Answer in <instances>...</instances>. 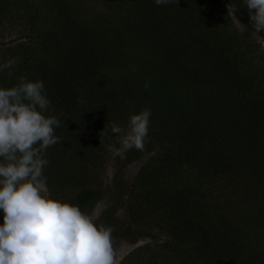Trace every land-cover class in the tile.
I'll return each mask as SVG.
<instances>
[{
    "label": "trees",
    "instance_id": "obj_1",
    "mask_svg": "<svg viewBox=\"0 0 264 264\" xmlns=\"http://www.w3.org/2000/svg\"><path fill=\"white\" fill-rule=\"evenodd\" d=\"M23 1L0 0V27L22 18L21 36L0 43V65L16 61L0 71V88L17 85L21 77L44 84L51 105L45 115L52 112L61 123L54 129L60 142L44 154L49 163L43 175L51 197L67 191L79 206L90 207L101 198L85 176L88 154L94 150L91 142L99 133L86 96L109 89L124 97L129 92L142 106L132 114L149 109L156 122L157 111L161 126L171 128L157 157L164 169L149 172L144 163L127 190L130 220L159 215L162 221L154 226L168 235L165 243H196L204 264H264V90L244 83L235 61H221L233 58L227 48L203 33L200 18L208 21V12L215 11L211 1L173 0L158 6L154 0H100L103 7L96 19L81 17L65 0H54L43 11ZM227 2L237 8V17H249L244 0ZM219 6L230 24L228 12ZM111 18L122 20L118 31ZM215 28L217 35L229 32L221 23ZM7 37L0 32V38ZM232 38L239 43L235 34ZM131 44L134 54L121 59ZM143 51L148 56H141ZM236 85H241L236 96L244 101L228 93ZM214 96H232L220 119L223 124L213 122ZM109 108V116L121 109ZM101 120L105 124L110 118ZM0 215L2 225L3 210ZM124 232L135 235L128 228ZM151 245L135 247L120 264Z\"/></svg>",
    "mask_w": 264,
    "mask_h": 264
},
{
    "label": "clouds",
    "instance_id": "obj_2",
    "mask_svg": "<svg viewBox=\"0 0 264 264\" xmlns=\"http://www.w3.org/2000/svg\"><path fill=\"white\" fill-rule=\"evenodd\" d=\"M154 2L159 6L173 0ZM244 3L259 34L264 31V0ZM227 7L235 16L234 4ZM15 63L5 62L0 71ZM50 107L42 81L21 77L17 85L0 88V264H117L112 227L97 225V218L78 206L50 198L44 154L60 142L54 133L59 119L45 115ZM150 116L144 109L130 114L125 128L110 126L112 133L120 134L124 152L144 150Z\"/></svg>",
    "mask_w": 264,
    "mask_h": 264
},
{
    "label": "rangeland",
    "instance_id": "obj_3",
    "mask_svg": "<svg viewBox=\"0 0 264 264\" xmlns=\"http://www.w3.org/2000/svg\"><path fill=\"white\" fill-rule=\"evenodd\" d=\"M26 1L27 0H24L23 3L25 4ZM29 1L34 2L35 9H40L41 11H43L48 4L54 2V0ZM200 1L202 4L205 3L204 1H211L212 7L215 8L213 13L208 12L212 15V18H209L211 17L210 15L208 16V21L204 19V15L200 18L203 20V33L212 37V43L217 44V46L227 48L230 58H234L231 60L229 58L221 57V61H224V64L235 61L238 67V73L241 74L242 79L245 81L244 83H248L250 86L255 84L258 87L257 89L261 88L264 90V31H261L259 34L255 33L252 29V22L249 17L242 16V18H239L235 13V16L229 13L227 6L230 4L227 0ZM64 3L69 4L70 6H76V11L81 17L95 19L96 13L98 14L100 12L99 9H102L103 7L100 0H65ZM218 3L221 4L224 10L228 12L231 21L230 24L227 23V18H224V14L220 10ZM102 11L106 12L107 10ZM108 13L109 11H107V14ZM21 19L22 18H16L15 22H5L2 27H0V32H3L6 36L11 37L0 38V43H4L9 39H17V37L21 36ZM111 19L115 25L113 30L115 29V31H118L119 26L122 24V20L115 18ZM220 23L225 25V27H228L227 29L229 32L225 31L226 34L222 33L217 35L218 30L215 27ZM244 32L247 38L243 40ZM234 34L237 36L239 43L236 42V44H233L232 36H234ZM127 35L128 31L125 36L126 39ZM228 35L230 36L229 38H227ZM254 40L256 44H251L250 42ZM124 50L125 52L121 55V59L126 58L127 55L129 56L130 53L135 50V47L131 44L130 47H126ZM140 55L146 57L148 56V52L143 51ZM60 61V63H63V60ZM147 85H150V80H148ZM241 85H236L234 89L231 88L228 93L236 100L244 101L236 96L240 91ZM120 94L121 93L117 90L109 89L103 95L86 96L85 101L88 103V108L91 109L90 113L92 111L95 112V114L91 115L96 116L97 128H95L96 132H99L94 136L95 138H98V140L91 142L94 143V150L90 149V155L88 154L87 158H90V164L88 165L89 168L85 173V176L89 181L92 180L90 184L93 185L92 187H96L98 189L97 191L101 198L94 204L93 207L79 206L74 200V194L69 195L67 191L64 195L59 194V198H53L49 193L50 198L78 206L85 214L96 217V224L112 227V236L115 242L114 247L117 251V264H120V262L127 255H129L135 247L142 246L147 242L153 243L147 252H145V250L138 251L136 255L129 256L124 264H204L202 260L203 255L199 254L197 249H195L196 243L188 242V240L172 244L165 243V241L169 240L168 235L161 232L157 226H154L155 223L162 221V219H159V215L153 216L152 214H147L144 217H137L136 223L130 220L128 216V212L125 208L126 201L128 200L127 190L132 185L140 167L144 163L148 162L149 172H154L156 169H164V162L160 161V159L157 160V157L159 156L158 152L161 151V144H167V140L170 136L169 129L171 128L170 125L161 126L160 121L156 116L158 113L156 111V122L154 121L153 116L150 118L149 130L145 140L144 150L138 151L136 149H132L124 152L119 143L120 134L112 133L110 126L112 124H116L117 126L125 128L129 115L132 114V111L139 109L142 106L134 103L135 96L131 97L129 92L125 93V97ZM207 96L208 100L212 97L209 94H207ZM232 96L227 100H223V98H219L217 96L213 97V102H210L215 105L214 107L216 109L214 112L215 115L213 117V122L223 124V121L220 119L226 114L224 108L228 107V102L231 101ZM181 99L185 101V96ZM215 100L220 101L215 102ZM109 106L115 108L121 107V109L118 111L116 110L109 116ZM220 106L221 108H219ZM123 109H126V113L122 116L121 110ZM51 113L52 112L47 115H51ZM106 117H109L110 120L104 124L101 119H105ZM104 128L105 131L102 133ZM162 137L163 139H161ZM150 138H154L155 143L151 142ZM156 140L158 141L156 142ZM109 146L115 150H110ZM152 155H154V159H150ZM250 205L252 206V204ZM1 216L2 215H0V218ZM255 216L258 217V214L255 213ZM252 224L253 226H257L255 222H252ZM162 225H165V223H162ZM125 228H128V230L135 233V235L126 236V233L124 232ZM154 236L156 238H154ZM121 244L122 246H120Z\"/></svg>",
    "mask_w": 264,
    "mask_h": 264
}]
</instances>
